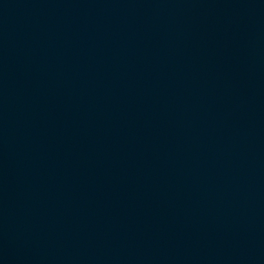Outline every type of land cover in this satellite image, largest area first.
Masks as SVG:
<instances>
[{"label":"water","instance_id":"water-1","mask_svg":"<svg viewBox=\"0 0 264 264\" xmlns=\"http://www.w3.org/2000/svg\"><path fill=\"white\" fill-rule=\"evenodd\" d=\"M0 264H264V0H0Z\"/></svg>","mask_w":264,"mask_h":264}]
</instances>
